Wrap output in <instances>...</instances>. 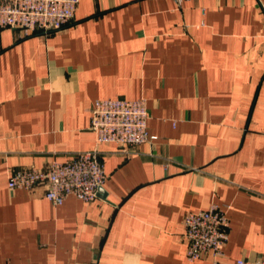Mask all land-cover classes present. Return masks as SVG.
Listing matches in <instances>:
<instances>
[{
	"label": "crops",
	"instance_id": "0c3cea01",
	"mask_svg": "<svg viewBox=\"0 0 264 264\" xmlns=\"http://www.w3.org/2000/svg\"><path fill=\"white\" fill-rule=\"evenodd\" d=\"M103 98H145L157 139L98 143ZM93 149L92 202L9 186ZM212 203L230 206L218 264L264 257V0H81L59 30L0 25V264H215L187 259L184 226Z\"/></svg>",
	"mask_w": 264,
	"mask_h": 264
},
{
	"label": "built area",
	"instance_id": "2783aa9c",
	"mask_svg": "<svg viewBox=\"0 0 264 264\" xmlns=\"http://www.w3.org/2000/svg\"><path fill=\"white\" fill-rule=\"evenodd\" d=\"M81 0H0V25L14 27L22 36L64 28L73 19ZM149 110L145 98L96 99L91 107L90 128L98 143H116L123 150L153 141L148 129ZM107 175L98 149L83 150L64 161L53 160L47 167L21 166L10 175L9 186L32 190L45 187L44 195L55 205L68 196L85 202L101 194ZM228 204L212 203L207 209L185 215L187 259L195 261L211 252L215 264L224 255L229 238ZM236 264H264V257L254 260L240 258Z\"/></svg>",
	"mask_w": 264,
	"mask_h": 264
},
{
	"label": "water",
	"instance_id": "95a60500",
	"mask_svg": "<svg viewBox=\"0 0 264 264\" xmlns=\"http://www.w3.org/2000/svg\"><path fill=\"white\" fill-rule=\"evenodd\" d=\"M100 191H101V193H105V191H104V189L102 188V189H100Z\"/></svg>",
	"mask_w": 264,
	"mask_h": 264
}]
</instances>
